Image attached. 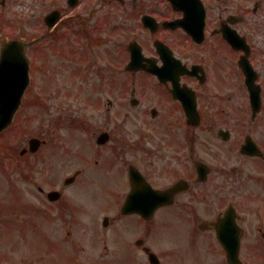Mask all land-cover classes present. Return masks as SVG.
I'll use <instances>...</instances> for the list:
<instances>
[{"label": "flooded vegetation", "instance_id": "flooded-vegetation-1", "mask_svg": "<svg viewBox=\"0 0 264 264\" xmlns=\"http://www.w3.org/2000/svg\"><path fill=\"white\" fill-rule=\"evenodd\" d=\"M118 9V18L109 12L106 33L97 27L98 33L86 38L90 47L103 46L99 56L104 66L96 70L105 78V85L97 87L104 95L105 117L93 134L106 132L108 138L93 144L96 164L109 160L107 169L123 170L124 185L112 210L121 212L131 191L132 169L159 192L173 188L172 194L151 200L161 203L152 219L184 239L182 247L169 249L173 259L199 264L191 256L199 253L201 262L209 254L228 264L218 233L238 235L241 264L250 254L264 257V0H118ZM20 35L29 36L25 31ZM230 43L249 52L233 50ZM156 44L168 47L172 57L167 58L175 60L170 80L160 82L145 69L126 70L131 46L141 49L148 64L161 67L166 57L156 52ZM32 54L29 47L27 55ZM140 74L152 77L157 86L145 88ZM128 154L142 157L143 165L129 162ZM67 188L32 183L26 192L31 199L24 202L41 222H59L60 233L65 216L70 220L77 212H90L96 228L109 224L108 216L97 215L111 211V203L96 209L94 199L89 205L72 202ZM139 190L143 199L146 193ZM50 192L59 198L49 200ZM16 200L15 215H23L18 211L25 210L24 202ZM251 234L263 245L246 247ZM142 249L136 247L134 253L144 260ZM134 263L129 259L127 264Z\"/></svg>", "mask_w": 264, "mask_h": 264}, {"label": "rangeland", "instance_id": "rangeland-1", "mask_svg": "<svg viewBox=\"0 0 264 264\" xmlns=\"http://www.w3.org/2000/svg\"><path fill=\"white\" fill-rule=\"evenodd\" d=\"M65 1L5 0L2 9L0 0V19L6 21V24H0V40L18 36L24 31L29 37H39L46 32L44 15L53 9L64 12V19L49 34L47 42L44 41L40 48L33 50L32 83L12 125L0 134V143L5 138L14 139L18 152L26 147L31 137L42 140L45 138L48 142L35 155H28L25 160L19 159V165L16 157L1 159L0 156V264H127L129 259L122 262V258H129L134 253L132 248L138 238L144 239V243L155 250L161 248L162 251L157 252L160 264H173V261L175 264H192V259L177 261L168 252L169 249L174 251V247H182L184 239L175 238L170 232L166 233V223L156 219L150 223L140 222L139 225L136 218L127 216L122 219L119 212L112 210L117 208L115 202L124 185L123 170L120 167L107 169L109 160L96 164L94 149L87 143L88 140L93 145V133L100 126L98 118L105 115V106L100 102L103 94L95 93L97 100L94 103H90L86 96L93 87L95 91H98L97 87H103L105 78L96 70L104 66V61L99 56L103 52V46L90 47L86 38L93 37L98 30L104 33L108 31L111 26L108 22L109 12L113 11L119 17L118 0H111L113 5H105L104 2L110 0H80L78 7L74 9L68 8ZM122 81L125 83L126 79ZM140 84L145 88L157 86L154 79L145 74H140ZM37 97L41 103L31 104ZM83 143L89 148H85L86 152L81 146ZM87 155L90 157L86 161ZM126 159L143 165L142 157L133 158L128 154ZM8 161L20 168L29 162L32 166L30 179L23 180L20 172L12 175L13 165H7ZM45 166H49L56 174L44 170ZM79 169L84 173L75 186L68 187H71L72 196L66 187V198L86 205L94 199L99 204L96 209H105L104 204L111 203V211L97 215L108 216L110 223L106 229L100 225L96 228L90 212H77L70 217L72 221L68 226L71 228L65 226V222L70 221L65 216L66 230L60 233L57 230L59 222L54 221L55 226L49 221L41 222L31 214L29 205L24 202L31 199L26 194L27 188L32 183H42L48 188L61 186L65 177ZM9 180L17 182V187H10L15 193L9 189ZM16 197L19 198L18 205L24 202L25 210L18 211L24 216L15 215L13 207ZM26 224H29L27 228ZM20 231L21 235H18ZM163 233L166 234L161 236ZM101 239L105 241V250ZM176 240L178 242L173 243ZM162 241L163 244L160 243ZM244 243L246 247L254 243L263 245L253 234L247 236ZM120 248L123 253H116ZM154 249L152 250L155 251ZM138 253L132 255L138 256L134 264H148L145 259L142 260L141 253ZM191 256L199 264H219L213 255L205 254L202 262L199 253ZM250 256V260L244 257L245 264H264V257L257 258L253 254Z\"/></svg>", "mask_w": 264, "mask_h": 264}, {"label": "water", "instance_id": "water-1", "mask_svg": "<svg viewBox=\"0 0 264 264\" xmlns=\"http://www.w3.org/2000/svg\"><path fill=\"white\" fill-rule=\"evenodd\" d=\"M77 0H68L70 6H74ZM48 25L52 26L55 22V13L49 17ZM23 44L20 41H13L3 46L2 55L0 57V131H3L12 120V117L18 108L24 89L28 83L27 76V62L23 55ZM140 57V55H139ZM168 63L166 61V67L161 69H149L150 72L158 75L160 79L168 78ZM132 64H138V61L133 60ZM31 151H35L38 147L36 140L30 141ZM134 190L136 187H133ZM135 192H132V195ZM132 195L126 201L122 207L123 213H145V207L147 204H136L132 201ZM224 238V237H223ZM153 263L156 262L153 258ZM237 262V258L233 260Z\"/></svg>", "mask_w": 264, "mask_h": 264}]
</instances>
